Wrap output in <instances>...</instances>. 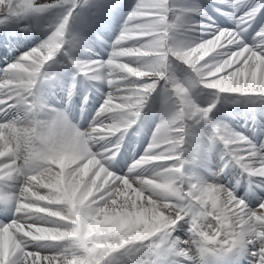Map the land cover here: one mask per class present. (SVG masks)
Segmentation results:
<instances>
[{"label": "clouds", "instance_id": "9594fccd", "mask_svg": "<svg viewBox=\"0 0 264 264\" xmlns=\"http://www.w3.org/2000/svg\"><path fill=\"white\" fill-rule=\"evenodd\" d=\"M219 3L232 27L206 37L214 0H0V22L35 38L0 69V213L25 219L9 251L57 243L72 264L264 253V0Z\"/></svg>", "mask_w": 264, "mask_h": 264}, {"label": "rangeland", "instance_id": "374dc122", "mask_svg": "<svg viewBox=\"0 0 264 264\" xmlns=\"http://www.w3.org/2000/svg\"><path fill=\"white\" fill-rule=\"evenodd\" d=\"M119 2L121 4H125L128 7H130L131 3L134 2V0H119ZM214 2L217 7L227 10V6L220 4L219 0H214ZM123 11L126 12L127 8H124ZM209 14L212 16V19L214 21L218 18H221L225 22L224 25L225 26L227 25L226 27L232 26L231 23H228L225 21L223 14H221L220 12H216L214 9H209ZM121 19H122V16H121ZM118 22L119 21H117V23ZM23 23H25V20L17 19V18H11L7 21H4L3 23H0V69L4 68L7 63H9L16 56H18L22 51L26 50L28 47H30L35 42V38H30L26 35L21 34L19 30V25ZM11 28L14 29V31L11 30ZM60 88H61V85L56 84L51 89H49V92L50 93L56 92L57 94L62 95V93L60 92ZM77 103H79V97H77ZM92 103H94V98H92L90 94V100L88 101V104H92ZM231 111L233 112V115L236 116L240 124H245L246 113L243 109L239 107H234L231 109ZM144 141H145V137L142 136L137 151L142 149ZM128 151L131 152L130 147L128 148ZM237 171L238 170L234 169L230 173V175L233 177L230 180V186H232L233 184H236L235 177H236ZM246 187L247 185L241 179V182L236 187L237 195L244 193ZM256 191H259V190L256 189ZM251 203H252V206L254 207L258 203V201L255 199H252ZM0 219H3V216H0ZM181 223H182V227L177 229V234L181 235L184 238H187L188 233L185 232L184 229L188 227V224L183 223V222ZM252 259L253 257L251 256L250 253L247 254L245 257L239 258V259L234 258V257L223 258V257L209 256L205 258V264H250Z\"/></svg>", "mask_w": 264, "mask_h": 264}, {"label": "snow or ice", "instance_id": "6c2138e0", "mask_svg": "<svg viewBox=\"0 0 264 264\" xmlns=\"http://www.w3.org/2000/svg\"><path fill=\"white\" fill-rule=\"evenodd\" d=\"M218 12L221 14H225V9H219ZM3 23V22H0ZM219 31V26H213L208 28L205 33L206 37H210L215 35ZM218 39L223 40L226 43V39L224 37H217ZM248 41L245 40L244 43ZM232 47H241V45L236 46H229L231 49ZM259 50V49H257ZM264 55V52L261 53ZM0 199L2 200H9L11 196L6 192H0ZM258 201V200H257ZM260 203L255 205L257 206ZM254 206V207H255ZM0 216H3V219H0V232H3L2 238V250H0V258L4 259V264H14V260L19 253V258L22 261V264H72L73 256L75 255L70 249H66L57 243H49L43 245H29L23 244L20 248L15 249L13 251H9V240L8 235L11 232L13 222L23 224L25 223V219H22V214L17 213L15 215H5L0 213ZM184 219L183 215L181 216V221ZM178 221L177 223H180ZM28 223H31V220L28 219ZM190 223L193 224L195 228L198 223L197 217L193 216L190 220ZM220 237H216L215 241L210 242H218ZM249 253L253 257L252 264H264V253H261L258 246L250 247ZM248 253V254H249Z\"/></svg>", "mask_w": 264, "mask_h": 264}, {"label": "trees", "instance_id": "16d2710c", "mask_svg": "<svg viewBox=\"0 0 264 264\" xmlns=\"http://www.w3.org/2000/svg\"><path fill=\"white\" fill-rule=\"evenodd\" d=\"M215 22H216V24L217 25H219V26H221V27H226L224 24H225V22L221 19V18H218V19H216L215 20ZM229 26V25H228ZM232 27V26H231Z\"/></svg>", "mask_w": 264, "mask_h": 264}, {"label": "bare ground", "instance_id": "6f19581e", "mask_svg": "<svg viewBox=\"0 0 264 264\" xmlns=\"http://www.w3.org/2000/svg\"><path fill=\"white\" fill-rule=\"evenodd\" d=\"M11 30H13V31H14V29H12V28H11Z\"/></svg>", "mask_w": 264, "mask_h": 264}]
</instances>
